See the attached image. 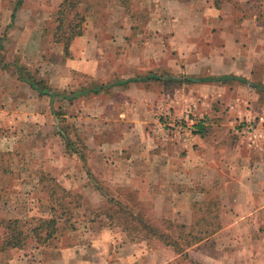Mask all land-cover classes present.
<instances>
[{
  "label": "crops",
  "instance_id": "1",
  "mask_svg": "<svg viewBox=\"0 0 264 264\" xmlns=\"http://www.w3.org/2000/svg\"><path fill=\"white\" fill-rule=\"evenodd\" d=\"M23 1L16 0L9 9L0 4V11L11 12L10 21L0 20V27L8 29V39L17 47L23 41L26 45L30 37L29 50L25 46L19 53L39 66L29 69L15 62L0 69V125H6L7 116L13 124L22 104L33 109L29 114L45 121L28 126L34 124L42 134L38 138L52 142L46 161L53 163L60 155L66 176L79 175L83 180L78 187L94 189L79 159L68 152L64 138L53 128L58 112L68 116L64 125L82 138L87 164L104 186L135 189L142 202L151 204L154 217L169 220H175L181 208L213 193L222 208L223 225L214 233L224 243L222 263L262 264L264 138L242 136L235 129L246 116L264 112V0H141L150 13L144 40L129 31L138 20L126 22L124 30L118 19L110 20L109 40L101 37L99 23L88 20L83 35L70 47L71 56L50 36L44 37L43 24L31 14L37 6ZM27 11L30 14L24 17ZM34 27L39 31L22 36L18 30ZM124 63L137 65L139 72L125 71ZM19 65L44 81L51 92L39 94L21 78ZM150 72L192 81L165 86L158 80H134ZM53 93H63L62 98ZM165 100L177 116L193 103L198 118L207 123L205 136L192 132L185 139L177 133L175 138H161L150 133L157 127L154 104ZM93 192L104 198L97 189ZM105 221L107 217L101 215L95 224L103 237L116 229ZM147 244L144 240L123 243L117 263L182 264L172 247ZM199 244L188 251H197Z\"/></svg>",
  "mask_w": 264,
  "mask_h": 264
},
{
  "label": "rangeland",
  "instance_id": "2",
  "mask_svg": "<svg viewBox=\"0 0 264 264\" xmlns=\"http://www.w3.org/2000/svg\"><path fill=\"white\" fill-rule=\"evenodd\" d=\"M56 2L57 0H27L28 4L37 6V12L31 14L38 19L39 23L43 24L45 29L51 24L52 13L57 9ZM0 4L9 9V6L14 7L16 5V0H4V4L0 0ZM55 4L56 6H54ZM143 5L145 4L141 0H85L81 5V9L86 15L85 22L90 20L100 24L99 33L102 38L109 40L110 36H112L111 31L113 28L109 27L110 20L118 19L117 22L123 23L122 29L124 30L125 23L127 22V25H130L134 19L138 20V24L135 29L129 31L131 33L134 32L133 35L136 33L139 38L144 40V37L149 35L145 21L149 20L150 13L142 8ZM116 7L118 8L117 12L114 11ZM2 12L0 11V20L10 21L11 12ZM23 14L24 17H27L30 12L27 11V13ZM91 29L93 30L94 28L91 27ZM18 30L22 32V36L28 31L30 32V30L39 31V27H34V29L21 28ZM7 31V28L0 27V43H2L0 45V69H9L11 64L15 62L26 65L29 69H35L34 66H39L27 54H23V57L19 53L23 52L25 46V50H29L30 37L27 38L26 45L23 41L18 45V48L17 45L9 41ZM48 36L45 33L44 37L47 38ZM77 39L78 37L74 39L72 44ZM78 45L80 46V44ZM75 50H77V47ZM122 68L125 71L133 69L139 72L137 65L124 63ZM168 102V100H165V103L161 101V103L154 104L157 127L154 126V129L152 127L149 132L161 138H175L174 135L177 133L179 137L185 139L192 133V124L203 118H198L193 103L190 104L183 115L177 116L173 111L174 107L172 103ZM30 110L33 109H27V106L22 104V109L19 110L22 112L20 116L15 117L13 124V118L9 120L7 116L6 125H0V219L17 217L25 220L33 216H47L50 213L49 187L52 184L51 180H47V177L57 179L68 190L80 193L81 195L85 193L86 199L82 200L80 218L77 219L76 229L67 227L61 230L56 238L51 239L49 243L44 245H39L33 239H28L27 243L21 248L0 250V264H126L123 260H119V263H117V260L120 259H116V257L120 256L119 247H123L122 244H127L128 241L138 243L143 242V240H132L127 234L125 235L122 232L124 230L121 227L111 226L107 221L105 223L111 226V228L116 229H113L111 234L107 233L104 237L100 236L99 232L95 229V224H97V220L100 219L101 215L96 220L91 221L90 217L92 213L88 210L99 212L105 204V198L101 200L100 195L93 192L95 189L94 184V189L88 185L84 186V188L78 187L80 181L83 180L81 176L76 174L73 176L71 173L69 174L70 177H67L65 171L61 170L63 160L60 155L54 156L53 163L46 161V156L52 152V148H50L52 142L38 138L42 134L41 131L38 133V127L35 129L34 124L28 126L30 123L38 122L41 124L45 121L42 117L35 118V115L29 114ZM72 116L74 115L72 114ZM68 118V116H61V118L56 116L53 128H56V126L60 127L61 124L65 123V119L67 121ZM74 118L77 119V115ZM238 125L237 123V127ZM42 132L45 134L44 127ZM53 147L57 148L55 143H53ZM78 165L81 167L80 163ZM52 166L54 169H51ZM78 169L76 165L75 170ZM91 183H94L92 179ZM216 199V195L210 193L207 200L193 202L191 206L181 208L177 213L178 217L173 220L176 223L185 225V230L192 232L193 235L207 233L201 244L198 242L197 251L193 249L191 253L188 251L190 248L188 247L183 254L179 255L176 260L180 263L223 264L221 247L224 243H220L222 240L221 236L218 237V235L214 234L223 225L220 220L222 208L218 207L219 203L216 202ZM146 206L153 214L151 204H146ZM176 231L179 233V230ZM1 232L2 229L0 228V234ZM178 241L183 243L181 238ZM144 242L147 243L146 240ZM155 243L160 242H152L147 245L149 248H152L155 246ZM102 244H104V247ZM201 248L202 250L200 251ZM205 252H210V256ZM261 263L264 264V259Z\"/></svg>",
  "mask_w": 264,
  "mask_h": 264
},
{
  "label": "trees",
  "instance_id": "3",
  "mask_svg": "<svg viewBox=\"0 0 264 264\" xmlns=\"http://www.w3.org/2000/svg\"><path fill=\"white\" fill-rule=\"evenodd\" d=\"M84 2L85 0H62L52 13L50 26L44 31L51 37L53 42L63 46L66 56H70V47L74 39L84 33L86 15L81 9ZM18 70H20L21 78L30 83L39 94L46 95L51 92L44 81L37 79L24 66L19 65ZM221 78L215 80H221ZM134 80H158L164 83L165 86L192 81L187 77H174L169 73L157 75L152 72L147 76L136 77ZM62 95L63 93H53V96L61 98ZM57 116L61 118L62 113L58 112ZM55 129L56 133L64 138L68 152L79 159L80 164L93 180L95 189L100 191L105 198V204L99 212L87 209L92 213L91 221L96 220L99 215H105L111 226L121 227L132 240H146L149 244L160 242L172 247L177 255L183 254L188 247L201 242L207 236V233L193 235L192 232L185 230L186 227L183 224L154 217L151 210L139 199L138 192L135 189L127 187L111 189L104 186L94 176L87 164V148L82 138L77 133L72 135L64 124H61L60 127L56 126ZM206 131L207 123L204 119L194 123L193 133L205 136ZM47 180L52 182L49 187L50 213L47 216H33L25 220L17 217L0 219V228L2 229L0 250L21 248L27 243L28 239H33L37 244L44 245L49 243L51 239L56 238L61 230L67 227L70 229L75 228L77 219L80 218L82 195L68 190L55 178L47 177ZM176 230H179V233ZM180 238L183 243L178 241Z\"/></svg>",
  "mask_w": 264,
  "mask_h": 264
},
{
  "label": "built area",
  "instance_id": "4",
  "mask_svg": "<svg viewBox=\"0 0 264 264\" xmlns=\"http://www.w3.org/2000/svg\"><path fill=\"white\" fill-rule=\"evenodd\" d=\"M238 124L236 129L237 134L253 137L258 135L260 138H264V113L256 117L246 116ZM192 125H194V123Z\"/></svg>",
  "mask_w": 264,
  "mask_h": 264
}]
</instances>
